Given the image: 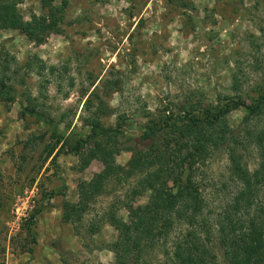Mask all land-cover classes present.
<instances>
[{
  "label": "rangeland",
  "instance_id": "374dc122",
  "mask_svg": "<svg viewBox=\"0 0 264 264\" xmlns=\"http://www.w3.org/2000/svg\"><path fill=\"white\" fill-rule=\"evenodd\" d=\"M18 8L26 21L49 14L43 0H21ZM59 27L42 43L0 29V75L19 92L16 101L0 98V264H119L111 246L119 231L109 215L129 223L131 211L148 203L149 191L136 192L142 174L109 177L81 219L66 220L64 202L79 201L80 182L104 165L83 166L78 154L61 148L59 136L72 143L85 137L96 116L105 126L119 123L126 148L116 163L127 166L131 148L150 144L141 138L149 119L177 110L187 97L213 105L227 97L250 101L264 79V0H70ZM23 105L55 124L25 114ZM246 117L237 106L227 118L243 128ZM240 152L254 170L255 147ZM229 167L222 148L196 169L212 219L232 207L242 186ZM183 228L146 250L139 264H161ZM215 228L211 250L228 264Z\"/></svg>",
  "mask_w": 264,
  "mask_h": 264
},
{
  "label": "trees",
  "instance_id": "16d2710c",
  "mask_svg": "<svg viewBox=\"0 0 264 264\" xmlns=\"http://www.w3.org/2000/svg\"><path fill=\"white\" fill-rule=\"evenodd\" d=\"M69 2L61 0L54 5L51 0H43L49 14L26 21L18 8L21 0H0V29H18L32 41L42 43L49 34L60 31ZM242 84L235 75L234 87L239 89ZM255 94L250 101L227 97L217 105L187 97L176 104L177 110L168 108L167 114L149 119L141 138L150 144L146 149L131 148L133 155L127 166L116 163V156L126 148L119 123L105 126L96 116L88 122L90 132L85 137L72 143L69 137L59 136L61 148L66 146L78 154L83 166L93 160L104 165L102 172L80 182L79 201L64 202V218L80 220L109 177L142 174V189L136 192L149 191L148 203L131 211L134 220L129 223L115 213L109 215L110 223L119 231L117 241L111 245L120 257L119 264H128L130 253L135 256L133 264H139L146 250L169 242L177 225L184 228L173 237L171 246L167 245L166 259L161 264H220L210 247L215 226L228 264H264V79L258 82ZM18 97L17 88L0 75V98L7 103ZM237 106L247 113L243 128H232L228 122V113ZM23 111L39 121L55 124L53 117L35 106L23 105ZM251 146L258 157L254 170L249 169L240 152ZM55 148L53 145L48 150V156ZM222 148L228 149L230 172L242 186L232 207L212 219L205 211L196 169Z\"/></svg>",
  "mask_w": 264,
  "mask_h": 264
}]
</instances>
